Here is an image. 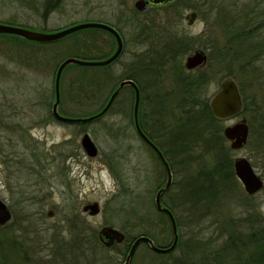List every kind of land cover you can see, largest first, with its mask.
<instances>
[{"label": "rangeland", "instance_id": "rangeland-1", "mask_svg": "<svg viewBox=\"0 0 264 264\" xmlns=\"http://www.w3.org/2000/svg\"><path fill=\"white\" fill-rule=\"evenodd\" d=\"M135 1L61 0L45 16L48 4H54L56 0H0V24L54 33L81 23H104L122 32L125 51L115 63L107 66L71 64L63 71L60 113L68 117H89L131 73L142 85L148 86L147 76L136 67V55L154 41L143 38L144 42L140 44L136 38L140 24L153 18L168 29L194 39L195 45L184 55L183 62L196 49L207 53V63L201 68L209 76L208 98L218 90L225 77L233 78L240 90L235 75L229 73L234 72V62L223 59L220 50L214 48L216 42H224L218 17L241 14L254 7L252 15H255L264 10V0H193L194 7L187 1L185 5L177 3L158 13L152 9L138 13L134 8ZM191 12H196L197 17L190 26L186 16ZM263 36L264 31L259 34V37ZM115 47L113 37L97 28L80 30L52 42L22 41L0 35V199L12 212L11 220L0 227H5L4 232L16 235L24 257H13L10 259L12 264H66L61 263V257L56 253V242L64 237L71 238L70 224L65 219L72 212L87 225L89 232L95 230L97 236L102 227L112 226L131 240L149 231L158 246L171 241L169 222L157 212L154 203L155 193L164 184L166 175L155 156L142 146L135 134L131 89L125 87L107 114L96 121L79 125L52 120L55 74L59 64L69 58L103 60ZM210 54L213 56L211 61ZM258 65L264 72V57L259 59ZM84 81L95 87L89 93L90 100L79 104L77 98L80 97L73 91ZM261 83L251 86L249 82L246 90L249 94L257 93L264 100V79ZM171 85L172 82L165 81L162 91L166 92ZM176 100V97L165 99L164 115H171L168 119L171 126L179 123ZM243 117L250 123L249 114L241 113L219 121L218 125L224 129ZM259 128L260 119L256 118L252 122L253 132L242 149L231 150L229 142L226 147L231 150L233 162L239 157L249 159L263 179L264 140L259 136ZM85 133L98 148L96 157L87 156L81 147ZM186 155L171 154L173 185L163 197V202L172 209L179 222L183 242L187 239L186 234L195 241L216 238L217 227L227 233L237 227L245 233L249 226L243 229L244 225L233 221L248 216L245 208L252 212L257 228L264 227V211L261 210L264 208V188L251 203L245 198L243 187L242 190L238 187L229 188L225 197L209 199L208 205H203L194 200L191 185L200 168L213 164V156L202 146L192 151L196 159L193 157L189 162ZM94 202L100 205L98 215L89 216L82 211L84 205ZM49 211L53 212L51 217ZM223 239H219L215 248L222 246ZM111 247L110 250L97 248L90 264H99L100 257L110 259L113 264H124L128 253L126 246L121 243ZM192 247L189 257L194 259L187 264H205L207 260L204 261L198 245L195 249ZM181 259L183 248L167 256L153 252L141 243L130 264H182ZM1 261L0 254V264H8ZM74 264L89 263L86 256H82Z\"/></svg>", "mask_w": 264, "mask_h": 264}, {"label": "trees", "instance_id": "trees-1", "mask_svg": "<svg viewBox=\"0 0 264 264\" xmlns=\"http://www.w3.org/2000/svg\"><path fill=\"white\" fill-rule=\"evenodd\" d=\"M187 1L190 2L189 5L191 7H194L193 0H176L168 6L152 9V11H155V13H158L160 10L166 11L170 7L177 5V3L185 5ZM60 2L61 0H56V3L48 4L49 7L46 8L45 16H47L48 12H50L52 8L54 9V7ZM255 9V7L253 9H245L241 13L244 14L243 16L240 13H237L235 15L231 14L230 17L226 18V15L218 17V20L221 22L220 28L222 30L221 32L224 37V42H216L214 48L220 50L223 59H229V61L234 62L235 66H231L234 68V72L231 70L229 73L235 75L240 86V92L243 98L242 113L249 114V137L253 132L252 122L257 118V120L260 119V128L258 130L259 136L264 140V100L258 97L257 93L249 94L246 90V85L249 87V82L251 86H253L254 83L261 85L263 84L261 83V80L264 79V72L258 65L259 59L264 57V36L262 38L259 37V34L264 31V10L252 15ZM140 25V27L138 26L140 29L136 39H138L140 44L144 42L143 38H147L148 40L152 39L154 44L136 55L138 58V61L135 63L136 67H138L139 70L143 72L148 79L150 78L152 83H154L158 98H161L162 100L167 97L177 98L176 109L180 112L178 126H181L186 133V140L183 142L184 146H174L170 150L171 154L173 153L174 156L187 154L186 159L190 162L193 157H195L192 155V151L197 150L202 146L206 153L208 152L213 156V164L210 167L200 168L198 173L196 172L194 175V184L191 185L194 190L193 192H195L193 195L194 200H198V202H201L203 205H208L209 199H214L219 196L225 197L224 193L229 191V188L235 189L240 187L242 190V185L235 176L233 160L230 157L231 150L226 147L227 141L223 135V129L218 125L220 120L214 117L209 106V98L206 95L209 80L208 72L203 71L202 68H198L195 71H188L183 62L184 55L192 49L193 45H195L194 39L180 35L176 31L168 29L166 25H163L156 18L145 20L143 21V24L141 23ZM3 35L27 41L14 35ZM114 44H116L115 39ZM114 50L115 48L110 49L105 58L112 55ZM210 56L211 58H209V61L213 59L212 54H210ZM251 74L252 77L249 78L248 76ZM125 79H132L133 81L141 82L134 73L127 75ZM165 81L168 83L172 82L173 86L171 85L169 90L163 92V89L161 88L164 86ZM93 87L89 86L85 81L79 82L78 87H76V89L74 87L73 91L75 96L80 97V99L76 97L78 100L77 103L83 104L86 99H89L90 97L88 96L89 93L93 91ZM81 96H84V101L81 100ZM105 103L106 101L102 103L96 112L88 116H92L102 110ZM61 104L62 102H60L59 109H61ZM82 124L83 123H79V125ZM166 152L169 151L166 150ZM194 159H196V157ZM252 166L255 168V165ZM262 176L264 179V173ZM244 196L248 200V203L252 202V199H249L247 195L244 194ZM245 212H248L247 217L233 219L235 223L244 225V227H242L243 229L245 227L247 228V225L249 226L256 222V219L254 216L252 217V212H250L249 209L245 208ZM162 215L166 217V220L170 225L171 241L168 244H165L166 246H170L173 241L170 220L167 215ZM78 218V215L74 212L68 214L65 221L67 224L71 225H69L71 229L69 230V234L72 232L71 238L68 239L64 237L62 241L57 240V244L55 243L56 253L61 257V263L65 262L66 264H74L75 260L79 262L80 257L86 256L87 262L90 264V258L95 257L97 248L100 247L105 250L113 249V247H105L100 242L96 231L94 230L93 233L89 232V230L86 229L87 225L85 226L84 222H81ZM175 219L177 226H179L176 216ZM233 227L235 226L233 225ZM4 230L5 227H0L1 262L12 264L10 259H13V257L24 259L22 256L23 250L20 247L16 235L4 232ZM142 235L154 238L149 231H146ZM231 235H233L232 237L235 244H239L240 239L254 238V236L249 233L248 228L246 232L243 233L238 231L236 227ZM135 238L131 240V237L126 235V240L123 242L126 246V251L127 249L129 251L130 245ZM190 244L191 248L194 246V249L197 246V242L193 239L190 241ZM183 245L184 242L180 234L175 250L183 248ZM161 246L165 247L164 245ZM261 246L264 248V243ZM147 247L149 248L148 245ZM256 248L259 250L260 246H256ZM189 256H191V253ZM189 256L187 258L183 256V259H181L180 262L182 264H187L190 259H194V257L190 258ZM255 257L251 259L252 261L249 260V262L251 261L249 264H264V252ZM99 260V264H113L110 259L106 260L105 258L100 257ZM40 264L46 263L41 262ZM205 264H217V262L207 260ZM218 264H228V262L221 261Z\"/></svg>", "mask_w": 264, "mask_h": 264}, {"label": "water", "instance_id": "water-1", "mask_svg": "<svg viewBox=\"0 0 264 264\" xmlns=\"http://www.w3.org/2000/svg\"><path fill=\"white\" fill-rule=\"evenodd\" d=\"M176 0H136L134 3V8L138 12H145L148 8H161L168 6L174 3ZM197 14L196 12H191L186 16V20H188V25H193L196 20ZM88 28H97L102 29L110 33L116 41V49L112 55L108 58L98 61H86L80 60L77 58H69L65 59L57 68L55 74V100L52 105V114L53 116L62 122L69 123H86L93 121L102 115H104L107 110L112 105L115 98L125 87H132L135 90V103H134V122L137 127L140 135L147 140L150 145L156 150L160 158L162 159L166 170H167V180L165 186L161 188L156 196H155V206L156 209L160 212H164L168 215L171 222V229L173 233V242L167 247H159L154 241L145 235H141L136 237L129 251L126 255V259L124 264H130L138 246L141 243H146L149 248L156 253L165 254L175 250L178 240H179V232L177 227L176 219L168 208L162 205L161 197L162 194L168 191L172 185V172L168 162L163 157L160 150L152 144L150 140L144 135L142 130L139 127L138 123V109H139V101H140V93L137 84L132 79H124L122 80L115 91L110 96L105 107L97 114L89 116V117H81V118H72L64 116L59 111V106L61 102V77L64 69L68 65H78V66H107L113 63L120 56L123 50V40L120 33L112 26L104 23H81L74 25L72 27L54 32V33H38L21 27H12L8 25L0 24V35L8 34L14 35L19 38L25 39L27 41L33 42H52L62 39L72 33H75L80 30L88 29ZM208 60L207 53L202 49H196L186 56L184 60V65L187 70H194L198 67H203L206 65ZM209 106L211 108L212 114L218 120H227L232 117H236L241 114L243 109V98L240 93L238 84L233 78L225 77L221 80L220 86L218 90L209 98ZM250 128L246 118H241L240 121L235 123L234 125L225 126L223 129V135L229 142L230 148L233 151H237L242 149L248 142ZM81 147L83 151L89 157H96L98 155V148L89 136L88 133H85L81 138ZM233 167L235 171V176L241 183L244 191L248 195H255L260 192L264 188V180L262 177L256 172L254 167L252 166L249 159L245 157L235 158L233 162ZM82 211L84 213H88L89 216H96L100 213V205L97 202L89 203L83 206ZM53 214L52 211L48 212V216L51 217ZM12 218V213L8 207V205L0 199V226L6 225ZM98 238L100 242L107 248L115 244H121L126 239V234L112 226H104L98 232Z\"/></svg>", "mask_w": 264, "mask_h": 264}, {"label": "flooded vegetation", "instance_id": "flooded-vegetation-1", "mask_svg": "<svg viewBox=\"0 0 264 264\" xmlns=\"http://www.w3.org/2000/svg\"><path fill=\"white\" fill-rule=\"evenodd\" d=\"M148 9H156V8H148ZM138 13H140V12H138ZM116 30L120 33L122 40H123V50H122L120 56L117 58V60H118L125 51L126 41H125V38H124V35L122 34V32L118 28ZM136 42H139V41H136ZM115 49H116V47H115ZM114 51H113V53H114ZM117 60H115V62ZM198 68H201V67H198ZM198 68H196L194 70H188V71H195ZM134 82L137 84L138 89H139V93H140V101H139V109H138L139 127L142 130V132L144 133V135L148 138V140H150L152 142V144H154L160 150L163 157L168 162L170 169H171V172H172V185H173L174 172H173V167H172V163H171V152H170V150L176 145L179 147L184 146L183 142H184V140H186V133L183 131L181 126L180 127L179 126H171V124L169 123L168 119L171 117V115L170 114L168 115V113H166L164 115V113H165V111H164L165 110L164 109L165 99H167V98H164L163 100L161 98H158V96L156 94L154 83H152V81H150V78L148 79V86L147 87L142 85L141 82H138V81H134ZM115 89L112 91V93L115 91ZM130 89H131L132 96H134L132 118H133V125H134L135 134H136L137 138L139 139V141L141 142L142 146L144 148H146L149 152H151L155 156L156 160L158 161V163L160 164V166L164 170V173L166 175V180H167V177H168L167 170H166V167H165L162 159L160 158V156L158 155L156 150L150 145V143L147 140H145L137 130V127H136L135 122H134L135 90L132 87H130ZM112 93L110 94V96L112 95ZM119 94H118V96H119ZM110 96L107 98L105 105L107 104ZM117 97L115 98V100L113 101L112 105L107 110V112L112 108L113 104L117 100ZM105 105H104V107H105ZM107 112L104 115H102L101 117H99L93 121H96V120L102 118L103 116H105L107 114ZM13 114H15V112ZM51 116H52V120L57 121V122H62V121L57 120L53 116L52 111H51ZM64 116H67V115H64ZM232 118H234V117H232ZM93 121H90V122H93ZM222 121H226V120H222ZM62 123L67 124L69 122H62ZM227 143H228V141H227ZM164 147H167V148L164 149ZM166 150H168L169 152H166ZM166 180H165L164 184L158 188V190L155 193V196H156L157 192L165 186ZM181 182L183 183V180ZM172 185H171V188H172ZM168 191H166L165 193L162 194L161 201H162V205L164 207L171 210L170 207L163 202V197ZM246 195H247V197H249V199L253 200V198L256 194L255 195L246 194ZM154 203H155V201H154ZM157 212L167 215L166 213L160 212L158 210H157ZM256 225H257V222H255L254 224H250L249 228H248L249 233L251 235H253L254 238L253 239H240L239 244H235V241L232 237L233 235H231L232 232L230 230H228L229 232L227 233V232H224L220 227H217V229H216L217 230L216 238L209 237L206 239L200 238L199 240H197L198 242L197 241L196 242H197L198 247L200 248V252L202 254L204 261L205 260H212V261H216L217 264L220 263L221 261L222 262H224V261L228 262V264H249L252 261L251 259L253 257L259 256L264 252V248L261 246L264 243V236H263L264 235V229H263L264 227L258 226V228H257ZM251 230H253V231H251ZM214 233H216V232H214ZM179 235H180V233H179ZM184 236L187 239L184 241V245H183V256L185 258H187L190 255L191 251H193V248H191V246H190L191 245L190 241H192V238L190 236H187V234ZM219 239H221V240L223 239L222 246L219 248H215L216 243L219 241ZM164 246L165 247H163V248L169 247L166 245H164ZM256 246H260V249L257 250ZM159 247H162V246L159 245ZM172 252L165 253L164 255H170ZM252 254L255 256H253ZM257 254H259V255H257ZM249 260H251V261L249 262Z\"/></svg>", "mask_w": 264, "mask_h": 264}, {"label": "clouds", "instance_id": "clouds-1", "mask_svg": "<svg viewBox=\"0 0 264 264\" xmlns=\"http://www.w3.org/2000/svg\"><path fill=\"white\" fill-rule=\"evenodd\" d=\"M261 210L264 211V208H262Z\"/></svg>", "mask_w": 264, "mask_h": 264}]
</instances>
